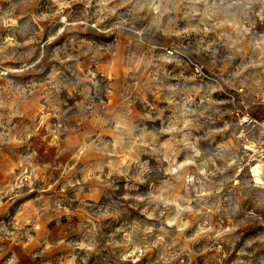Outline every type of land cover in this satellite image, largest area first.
<instances>
[{
    "label": "rangeland",
    "instance_id": "obj_1",
    "mask_svg": "<svg viewBox=\"0 0 264 264\" xmlns=\"http://www.w3.org/2000/svg\"><path fill=\"white\" fill-rule=\"evenodd\" d=\"M264 0H0V264H264Z\"/></svg>",
    "mask_w": 264,
    "mask_h": 264
},
{
    "label": "built area",
    "instance_id": "obj_2",
    "mask_svg": "<svg viewBox=\"0 0 264 264\" xmlns=\"http://www.w3.org/2000/svg\"><path fill=\"white\" fill-rule=\"evenodd\" d=\"M247 125L260 129V136L254 139L247 151L252 154V167H256L261 178L264 177V122L259 123L254 118H248ZM251 173V172H250Z\"/></svg>",
    "mask_w": 264,
    "mask_h": 264
},
{
    "label": "bare ground",
    "instance_id": "obj_3",
    "mask_svg": "<svg viewBox=\"0 0 264 264\" xmlns=\"http://www.w3.org/2000/svg\"><path fill=\"white\" fill-rule=\"evenodd\" d=\"M250 172H251L250 175L252 177L253 183L256 184V185H262L263 184V180H262L261 176L258 175L259 174L258 169L256 167H254V168L252 167Z\"/></svg>",
    "mask_w": 264,
    "mask_h": 264
},
{
    "label": "trees",
    "instance_id": "obj_4",
    "mask_svg": "<svg viewBox=\"0 0 264 264\" xmlns=\"http://www.w3.org/2000/svg\"><path fill=\"white\" fill-rule=\"evenodd\" d=\"M255 118H257L258 120H264V115L261 113H255L254 114Z\"/></svg>",
    "mask_w": 264,
    "mask_h": 264
}]
</instances>
